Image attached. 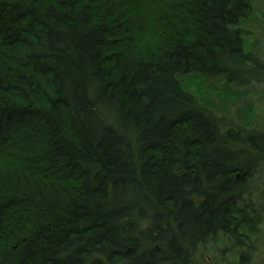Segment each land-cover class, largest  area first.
<instances>
[{
	"label": "trees",
	"instance_id": "obj_1",
	"mask_svg": "<svg viewBox=\"0 0 264 264\" xmlns=\"http://www.w3.org/2000/svg\"><path fill=\"white\" fill-rule=\"evenodd\" d=\"M256 2L0 0V264L249 263Z\"/></svg>",
	"mask_w": 264,
	"mask_h": 264
},
{
	"label": "rangeland",
	"instance_id": "obj_2",
	"mask_svg": "<svg viewBox=\"0 0 264 264\" xmlns=\"http://www.w3.org/2000/svg\"><path fill=\"white\" fill-rule=\"evenodd\" d=\"M256 15L257 17L254 20L246 24L245 30L250 39L251 49L258 52L264 58V0H257ZM234 91H243L245 96L241 100L229 103L230 109L228 115L239 122L241 120L244 121L246 120L244 111L248 105L252 104L255 107L256 113L248 124L264 129V83L255 84L249 88L235 87ZM213 99L218 103L220 101L218 98ZM261 177L264 181V168L262 169ZM256 243L257 248L253 252L248 264H264V222L261 226L260 237L256 239ZM224 248L223 244H217L201 251L199 264H240L236 261L237 257L235 258L228 252L226 253L223 250ZM204 260H208V262H204Z\"/></svg>",
	"mask_w": 264,
	"mask_h": 264
}]
</instances>
